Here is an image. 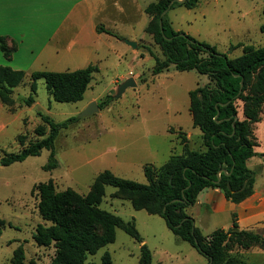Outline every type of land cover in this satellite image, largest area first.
Returning a JSON list of instances; mask_svg holds the SVG:
<instances>
[{
  "label": "rangeland",
  "instance_id": "rangeland-1",
  "mask_svg": "<svg viewBox=\"0 0 264 264\" xmlns=\"http://www.w3.org/2000/svg\"><path fill=\"white\" fill-rule=\"evenodd\" d=\"M157 1L142 0V3L149 6ZM169 18L175 30L215 46L231 59L243 54V48L230 50L232 46L264 47V0H203L193 10L179 7L170 11ZM150 21L151 17L143 14L134 28H113L112 32L124 37L122 40L129 41L128 36H132L131 42L137 48L102 33L99 39L91 41V61L70 65V70L90 65L99 69L82 102H56L44 81H39L35 103L26 106L24 102L31 95L32 85L29 74L14 91L13 98L25 106L24 115L29 120L26 125L21 122L8 130L4 138L8 152L20 150L14 138L23 130L26 143L40 139L35 134L36 128L43 125L39 113L50 116L56 123L72 117L78 121L62 130L56 140L57 169H44L50 157L47 150L25 162L0 167V264H12L18 249L23 250L26 263L51 264L56 257V242L40 245L35 239L40 227L52 226L40 215L42 197L37 186L53 180L58 192L71 190L87 196L104 171L146 184L143 173L146 164L160 167L171 155L182 153L177 138L180 131L186 133L191 149L205 150L202 132L193 125L189 93L207 85L209 80L195 71L179 72L174 66L154 76L156 60L165 58L153 36L146 32ZM129 78H134L137 86L116 98L118 87ZM250 93L248 90L246 95ZM108 96H113L108 106L80 118L92 103L100 106ZM237 105L239 117L244 118L243 103L238 101ZM262 118L264 121V112ZM46 128L48 134L49 127ZM257 132L264 147V128ZM98 208L135 222L153 254L152 264H210L197 249L178 239L162 217L135 210L131 201L113 187L105 188ZM252 232L264 238L263 227ZM228 251L245 264H264V245L243 249L230 243ZM105 253L111 255L113 264H139L140 244L123 230H117L116 241L88 256L86 264H102Z\"/></svg>",
  "mask_w": 264,
  "mask_h": 264
},
{
  "label": "trees",
  "instance_id": "trees-1",
  "mask_svg": "<svg viewBox=\"0 0 264 264\" xmlns=\"http://www.w3.org/2000/svg\"><path fill=\"white\" fill-rule=\"evenodd\" d=\"M202 1L158 0L150 4L145 12L151 17L146 32L153 36L165 58L164 61L156 60L153 75H160L174 66L179 72L195 71L209 80L207 85L189 93L193 125L202 132L205 150L191 149L186 133L180 131L177 138L182 153L171 155L160 167L146 164L143 167L146 184L104 171L98 175L91 194L87 196L71 190L58 192L53 180L37 186L42 197L40 215L52 226L46 229L40 227L35 239L40 245L46 241L56 242L57 253L51 264H86L88 256L116 241L117 230H123L140 244L139 264H152L153 254L143 244L144 239L135 222L125 221L98 208L107 187H113L127 197L135 210L162 217L178 239L197 249L210 264H245L228 251L230 243L243 249L264 245V238L260 235L239 230L236 219L233 229L227 232L218 230L204 236L195 226L194 219L187 214V209L197 203L199 194L206 188L221 190L235 204L250 198L258 172L250 169L248 162L255 157H264L255 150L259 147L255 126L261 122L264 112V47L232 46L230 50L243 48V54L231 59L215 46L175 30L169 12L179 7L193 10ZM97 32L122 40L121 36L103 26H98ZM17 48V43L10 45L6 37H0V49L6 60H12ZM98 72V67L94 65L68 72H33L30 74L31 95L24 103L26 106L35 103L39 81H44L48 93L56 102H82L94 74ZM26 76L25 72L0 66V104L14 110V91L23 85ZM248 90L251 93L246 95ZM112 101L113 96H108L99 107L103 109ZM238 101L244 105L243 120L238 118ZM39 117L43 125L36 128L35 134L40 139L26 143V135L21 134L17 138L18 152L0 150L3 166L25 162L47 150L50 157L44 169H57L56 140L61 131L76 123L78 118L56 123L42 113ZM46 126L49 127L48 134ZM12 264L35 263H26L23 250L18 249L14 252ZM102 264H113L109 253L104 254Z\"/></svg>",
  "mask_w": 264,
  "mask_h": 264
},
{
  "label": "crops",
  "instance_id": "crops-1",
  "mask_svg": "<svg viewBox=\"0 0 264 264\" xmlns=\"http://www.w3.org/2000/svg\"><path fill=\"white\" fill-rule=\"evenodd\" d=\"M147 7L142 0H0V37H6L10 45H18L11 61L0 49V66L29 75L39 71H75L70 70L72 63L91 61V41L101 35L98 26L110 31L120 26L134 28ZM128 37L132 41V36ZM15 101L14 110L0 104V150H6L4 138L8 130L21 122L26 125L29 120L24 115L25 106ZM262 128L263 118L255 126L259 142L255 150L264 155L257 132ZM23 131L15 136V141ZM248 167L258 172L250 198L235 204L221 190L206 188L197 203L187 209L204 236L233 229L235 219L239 230L264 228V157L252 158Z\"/></svg>",
  "mask_w": 264,
  "mask_h": 264
},
{
  "label": "water",
  "instance_id": "water-1",
  "mask_svg": "<svg viewBox=\"0 0 264 264\" xmlns=\"http://www.w3.org/2000/svg\"><path fill=\"white\" fill-rule=\"evenodd\" d=\"M164 14H167L164 13ZM123 42H125L127 45L133 47V48H137V44L134 43V42H131V41H128V40H123ZM137 86V83L135 81L134 78H129L127 80H125L123 83H121V85L118 87V90H117V96L116 98H118L119 96H121L123 93H125V91L128 89V88H133V87H136ZM242 87H243V84H242ZM241 92H242V89H241ZM99 111V106L96 102L92 103V105H90L88 107V109H86L81 115H80V118H83V117H89V116H92L94 113L98 112ZM3 164H2V161L0 159V167H2ZM224 174H226V171L224 170L223 171ZM220 178V176H219Z\"/></svg>",
  "mask_w": 264,
  "mask_h": 264
}]
</instances>
